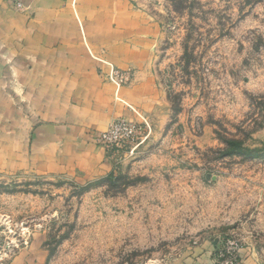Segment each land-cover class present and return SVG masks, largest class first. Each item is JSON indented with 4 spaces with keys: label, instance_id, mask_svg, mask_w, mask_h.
I'll use <instances>...</instances> for the list:
<instances>
[{
    "label": "rangeland",
    "instance_id": "rangeland-1",
    "mask_svg": "<svg viewBox=\"0 0 264 264\" xmlns=\"http://www.w3.org/2000/svg\"><path fill=\"white\" fill-rule=\"evenodd\" d=\"M111 1L125 42L94 60L158 99L95 135L90 178L34 169L0 128V264H264V0ZM120 46L139 64L102 58Z\"/></svg>",
    "mask_w": 264,
    "mask_h": 264
},
{
    "label": "crops",
    "instance_id": "crops-1",
    "mask_svg": "<svg viewBox=\"0 0 264 264\" xmlns=\"http://www.w3.org/2000/svg\"><path fill=\"white\" fill-rule=\"evenodd\" d=\"M16 2L26 9L15 10ZM112 4L0 0V128L28 139L36 170L103 174L106 153L95 135L114 118L140 116L158 99L142 67L130 85L118 89L104 76L107 67L94 60L102 42H111L107 48L125 42L126 26L116 24ZM119 16L127 14L120 10ZM119 49L102 58L121 68L139 64L128 47Z\"/></svg>",
    "mask_w": 264,
    "mask_h": 264
},
{
    "label": "built area",
    "instance_id": "built-area-1",
    "mask_svg": "<svg viewBox=\"0 0 264 264\" xmlns=\"http://www.w3.org/2000/svg\"><path fill=\"white\" fill-rule=\"evenodd\" d=\"M115 129H119L121 131H125L126 134H130L134 130V126L128 122H120L117 124H113L110 126V128L107 132H104L102 134V138L105 141L110 142L113 139V137L115 138L117 136V135H115V132H116V131H114Z\"/></svg>",
    "mask_w": 264,
    "mask_h": 264
}]
</instances>
